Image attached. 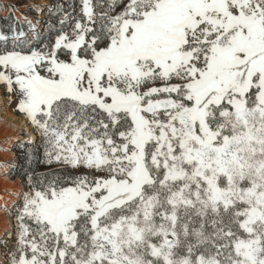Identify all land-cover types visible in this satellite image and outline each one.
<instances>
[{
    "label": "snow or ice",
    "instance_id": "obj_1",
    "mask_svg": "<svg viewBox=\"0 0 264 264\" xmlns=\"http://www.w3.org/2000/svg\"><path fill=\"white\" fill-rule=\"evenodd\" d=\"M48 15L0 32V87L66 174L28 177L4 264H264V0Z\"/></svg>",
    "mask_w": 264,
    "mask_h": 264
},
{
    "label": "bare ground",
    "instance_id": "obj_2",
    "mask_svg": "<svg viewBox=\"0 0 264 264\" xmlns=\"http://www.w3.org/2000/svg\"><path fill=\"white\" fill-rule=\"evenodd\" d=\"M47 2L44 1L43 4ZM27 17H19L22 23H27ZM27 20H29L27 18ZM31 33V32H30ZM32 34V33H31ZM30 34V35H31ZM4 128V129H3ZM8 139L7 148L11 158H16L15 151L11 150L12 147L21 142L36 141L37 135L31 129L25 117L15 115L7 106V101L0 90V140ZM16 165V162H14ZM15 167V166H14ZM9 167H6L4 172L0 175V188H10L18 186L12 194L7 195V199L0 202V263L3 262L2 242L13 231V220L11 218V211L16 203L20 201L21 195L25 192V186L20 183L21 178L10 177Z\"/></svg>",
    "mask_w": 264,
    "mask_h": 264
},
{
    "label": "rangeland",
    "instance_id": "obj_3",
    "mask_svg": "<svg viewBox=\"0 0 264 264\" xmlns=\"http://www.w3.org/2000/svg\"><path fill=\"white\" fill-rule=\"evenodd\" d=\"M44 1H46V4H43ZM1 2L3 3L0 7V13L2 16L9 18L11 12L14 15V19L22 26H24L25 29H27V23H22L19 20V17H27L29 20H31L33 23H37L38 27L40 29V31L44 28V20L46 17V12L48 11L49 8H51L52 4H51V0H1ZM30 6H46L43 8V11H36L33 10L32 7ZM31 33L28 32V35H30ZM1 93L4 95L6 101H7V106L8 108L15 113V115L24 117L23 115L19 114L16 111L15 108V104L14 103H9L8 102V98L5 95V89L3 87H0ZM15 98L13 97V100ZM29 123V122H28ZM31 129L33 130V127L31 126V124L29 123ZM4 129V128H3ZM34 131V130H33ZM35 132V131H34ZM36 133V132H35ZM36 135L38 136V134L36 133ZM20 144H24L27 142H21L19 141ZM18 142V143H19ZM8 145V139H2L0 140V175L1 173L4 172L6 167H9V170L11 173L18 164L19 161V154H23V152L26 150L24 148H22V145H14L12 147L11 150L15 151L16 153V158H11V156L9 155V150L7 148ZM33 146H38V142L36 145ZM16 162V165L15 163ZM16 166V167H14ZM89 170L84 169V168H80L75 170L74 172L77 173V175H82V174H87ZM8 173V174H9ZM10 177H13L12 174H9ZM20 183H22L24 185V179L21 178ZM25 186V185H24ZM18 186H12L10 188H5L4 186L0 188V202H2L3 200L7 199V195L12 194L13 191H15V188ZM25 188V187H24ZM26 191V190H25ZM13 211V209H12ZM11 211V218L13 220V231L7 235V237L3 240L2 242V249H3V262L0 264H4V260H5V254H6V245L7 246H11L14 242V236H15V219L14 216L12 214Z\"/></svg>",
    "mask_w": 264,
    "mask_h": 264
},
{
    "label": "trees",
    "instance_id": "obj_4",
    "mask_svg": "<svg viewBox=\"0 0 264 264\" xmlns=\"http://www.w3.org/2000/svg\"><path fill=\"white\" fill-rule=\"evenodd\" d=\"M64 3V4H73L74 6H78L79 0H51V8L54 7L56 4ZM3 3L0 0V7ZM78 11V7L76 8ZM50 17L48 15V11L46 12V17L44 20V28L41 30L43 31L47 26V22L49 21ZM52 23H56L57 17L53 16ZM22 26L20 25L15 19L14 15L11 12L10 17L6 18L1 15L0 13V32L8 33V29L13 26ZM24 27V26H23ZM10 35V34H9ZM47 35H54L52 33H48ZM38 142V136H37ZM16 145H22V148L26 149L23 154H19V161L17 167L11 172L13 178L19 177L24 179L25 190L27 191V180L29 176H32L34 179H44L49 177L50 174H58V175H65L66 173L61 171L65 168L62 164H52L48 165L44 162L45 157L43 154V150L41 149L39 152L34 151L33 149L35 146H29L27 143ZM15 145V146H16ZM67 174L77 175L73 170H67ZM3 251V249H2Z\"/></svg>",
    "mask_w": 264,
    "mask_h": 264
}]
</instances>
